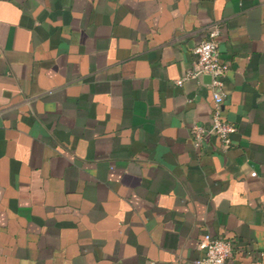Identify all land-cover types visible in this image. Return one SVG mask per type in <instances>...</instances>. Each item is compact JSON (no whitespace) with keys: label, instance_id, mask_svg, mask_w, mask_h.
Returning <instances> with one entry per match:
<instances>
[{"label":"crops","instance_id":"crops-1","mask_svg":"<svg viewBox=\"0 0 264 264\" xmlns=\"http://www.w3.org/2000/svg\"><path fill=\"white\" fill-rule=\"evenodd\" d=\"M213 24L227 147L193 141L210 79L177 83ZM206 234L264 261V0H0V264H195Z\"/></svg>","mask_w":264,"mask_h":264},{"label":"built area","instance_id":"built-area-1","mask_svg":"<svg viewBox=\"0 0 264 264\" xmlns=\"http://www.w3.org/2000/svg\"><path fill=\"white\" fill-rule=\"evenodd\" d=\"M219 34V27L213 24L208 29V34L199 44L194 47V67L187 71L184 77L177 81L178 84L185 78H196L210 76V87L213 91V107L211 111V124L209 127L201 125L192 126V137L196 146L203 142L209 135L220 138L224 147L230 144V136L236 131V126L222 118L223 96L220 90L224 84V76L229 64L222 61L217 46L216 37ZM255 175V172H251ZM199 247L204 250L203 258L196 260L195 264H225V261L232 253V244L229 240L212 237L209 234L203 236ZM263 254L256 260V264H263Z\"/></svg>","mask_w":264,"mask_h":264},{"label":"water","instance_id":"water-1","mask_svg":"<svg viewBox=\"0 0 264 264\" xmlns=\"http://www.w3.org/2000/svg\"><path fill=\"white\" fill-rule=\"evenodd\" d=\"M204 78H208V79H210V76H204Z\"/></svg>","mask_w":264,"mask_h":264}]
</instances>
